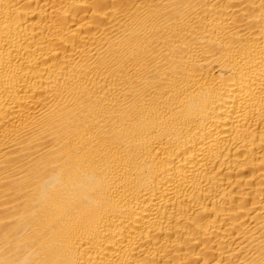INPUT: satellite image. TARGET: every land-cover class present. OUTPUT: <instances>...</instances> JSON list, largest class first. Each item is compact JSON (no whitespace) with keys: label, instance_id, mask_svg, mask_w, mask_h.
I'll use <instances>...</instances> for the list:
<instances>
[{"label":"bare ground","instance_id":"6f19581e","mask_svg":"<svg viewBox=\"0 0 264 264\" xmlns=\"http://www.w3.org/2000/svg\"><path fill=\"white\" fill-rule=\"evenodd\" d=\"M0 264H264V0H0Z\"/></svg>","mask_w":264,"mask_h":264}]
</instances>
